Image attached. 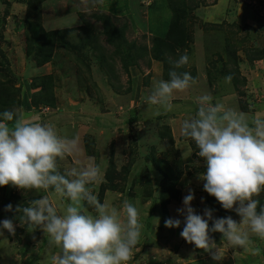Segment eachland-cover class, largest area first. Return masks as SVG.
Instances as JSON below:
<instances>
[{
    "label": "rangeland",
    "instance_id": "1",
    "mask_svg": "<svg viewBox=\"0 0 264 264\" xmlns=\"http://www.w3.org/2000/svg\"><path fill=\"white\" fill-rule=\"evenodd\" d=\"M103 13L116 29L124 28L125 43L108 41L94 16ZM148 16L154 30L146 32ZM173 21L187 34L185 44L171 43L157 59L152 37L165 38ZM52 30L57 33L43 35ZM46 48H52L50 60L37 63L35 55L45 57ZM185 52L189 62L176 71L190 73L196 83L174 93L172 111L146 105L153 81L169 80L170 59ZM45 74L52 76L55 105L38 96L32 107L30 83ZM0 79L19 88L20 105L14 108L78 140L79 151L58 160L61 173L98 164L100 179L89 185L98 199L118 207L128 199L138 208L143 228L127 264H264V240L251 234L246 248H233L221 233H210L222 257L213 260L211 252L181 237L185 215L178 212L191 191L196 214L207 219L210 209L214 219L231 216L240 222L234 210L206 203L215 199L198 178L205 162L179 129L204 94L249 119L264 115V0H0ZM45 195L58 211L67 203L35 189L0 187V221L10 219L15 226V235L0 227V264H49L55 249L42 230L27 231L16 211ZM256 199L264 205V192ZM9 204L12 211L5 210ZM169 218L179 219L180 226L165 227Z\"/></svg>",
    "mask_w": 264,
    "mask_h": 264
},
{
    "label": "clouds",
    "instance_id": "2",
    "mask_svg": "<svg viewBox=\"0 0 264 264\" xmlns=\"http://www.w3.org/2000/svg\"><path fill=\"white\" fill-rule=\"evenodd\" d=\"M169 62L173 66L170 79L153 81L150 94L144 97L146 105L160 106L166 112L174 108L175 92L196 83L190 73L176 71L188 64L187 52ZM224 79L230 83L232 77ZM196 101L198 109L182 121L180 135L195 143L196 155L205 162L206 171L198 177L204 181V191L241 219L239 223L231 216L214 219L210 209H205V219L191 207L194 195L190 191L183 199L184 207L178 209L185 215L180 235L220 261V249L210 233H221L222 241L233 248H246L250 234L264 240V205L256 199L264 192V115L249 119L243 112L213 104L211 94ZM78 151V140L60 136L51 123L29 122L16 108L0 113V187L35 189L67 201L58 211L45 195L16 208L20 224L29 232L42 230L55 249L49 264H127L141 237L139 210L128 199L119 207L98 199L89 187L100 179L98 164L74 166L61 173L58 160ZM12 207L9 204L5 210L12 211ZM180 224L179 219L165 221L168 228ZM0 227L15 235L12 220L0 221Z\"/></svg>",
    "mask_w": 264,
    "mask_h": 264
},
{
    "label": "trees",
    "instance_id": "3",
    "mask_svg": "<svg viewBox=\"0 0 264 264\" xmlns=\"http://www.w3.org/2000/svg\"><path fill=\"white\" fill-rule=\"evenodd\" d=\"M94 16L97 17L103 23L105 34L108 36V41L110 43H114L116 41L117 42L121 41L122 43L126 42V40L123 37L124 28L121 27L120 29L118 28L116 29L114 22L112 21L109 15L103 13L101 15L94 14ZM169 25L170 26L165 38L159 36L152 37V42L154 43L152 52L154 56L160 60L164 58L163 57L164 52L162 51V48L168 49L171 46V43L173 42H175L178 46L185 44V37L187 36V34L185 35V31L181 29L179 23L173 21ZM56 33L57 32L54 30L44 31L43 35H46V37H48V36H53ZM41 43H43L42 40ZM50 46L52 47V45ZM45 50L47 51L49 50L45 57H40L38 55L37 56L35 55L34 60H36L37 63L39 62V64H41L42 62H47L48 60H50L52 48H46ZM36 78L40 79L41 82L34 83L32 80V82L30 83V98H29L30 105L32 107H35L34 102L36 98L38 96H41L43 98L41 102L44 101L45 105L54 106L55 96L52 93V86H51L52 76L50 74H45V75L37 76L35 77V79ZM166 79L168 80V78ZM9 82H12V85L9 84L7 81H3L2 79H0V113H2L5 110H9V107L11 108V106L12 108H14L16 105H20L19 88L14 86L13 80ZM46 95L48 97H46ZM153 160L155 161V164L156 162H158L155 159ZM206 199H207L206 200L207 204L214 206L221 211L223 210L220 203L216 200L215 197H214L215 201H210L209 198Z\"/></svg>",
    "mask_w": 264,
    "mask_h": 264
},
{
    "label": "crops",
    "instance_id": "4",
    "mask_svg": "<svg viewBox=\"0 0 264 264\" xmlns=\"http://www.w3.org/2000/svg\"><path fill=\"white\" fill-rule=\"evenodd\" d=\"M147 10L150 12V9L149 8H147ZM145 13V12H144ZM143 13V14H144ZM150 17L148 16L147 18H145L144 19V23H145V31L146 32H149V31H151V30H154L153 28H151V23H150V19H149ZM134 20V22H137L136 21V19H133ZM167 20H168V14L166 15V20H165V22H167ZM138 22H139V20H138ZM140 23V22H139ZM158 28V27H157ZM165 31V30H164ZM149 34V33H148ZM158 34H162V32H158ZM41 66H39L38 68H40ZM30 89V88H29ZM187 90V89H186ZM29 92V91H28ZM28 101H29V99H28ZM24 117L29 121V122H32V121H36L37 120V118L36 117H34V116H32V115H30V114H25L24 115Z\"/></svg>",
    "mask_w": 264,
    "mask_h": 264
}]
</instances>
